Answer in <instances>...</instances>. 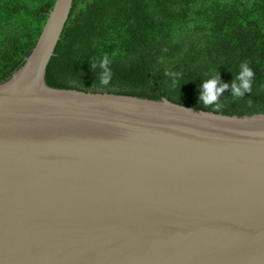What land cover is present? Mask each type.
I'll return each mask as SVG.
<instances>
[{
    "label": "water",
    "instance_id": "95a60500",
    "mask_svg": "<svg viewBox=\"0 0 264 264\" xmlns=\"http://www.w3.org/2000/svg\"><path fill=\"white\" fill-rule=\"evenodd\" d=\"M73 5L0 82V264H264V112L51 86Z\"/></svg>",
    "mask_w": 264,
    "mask_h": 264
},
{
    "label": "trees",
    "instance_id": "16d2710c",
    "mask_svg": "<svg viewBox=\"0 0 264 264\" xmlns=\"http://www.w3.org/2000/svg\"><path fill=\"white\" fill-rule=\"evenodd\" d=\"M55 1L0 0V82L24 64ZM243 62L252 91L237 99L231 82ZM216 72L229 84L218 110L199 100L205 74ZM46 80L230 115L264 112V0H74Z\"/></svg>",
    "mask_w": 264,
    "mask_h": 264
},
{
    "label": "clouds",
    "instance_id": "9594fccd",
    "mask_svg": "<svg viewBox=\"0 0 264 264\" xmlns=\"http://www.w3.org/2000/svg\"><path fill=\"white\" fill-rule=\"evenodd\" d=\"M107 63L108 61L106 59L100 63V67L105 70L100 79V83L103 85H107L110 79V73L106 67ZM239 69L238 74L234 75L231 82V97L237 99L243 98L246 93H251L252 78L254 77V72L247 62L241 63ZM205 76L207 78L202 80V92L199 100L204 106L215 105L218 110L221 107L220 97L225 90L229 89V84L220 82L219 72L211 75L206 73Z\"/></svg>",
    "mask_w": 264,
    "mask_h": 264
}]
</instances>
